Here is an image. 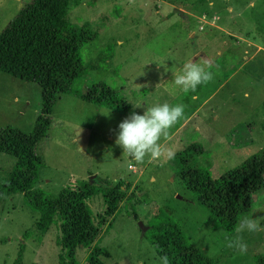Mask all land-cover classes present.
<instances>
[{"label":"rangeland","instance_id":"obj_1","mask_svg":"<svg viewBox=\"0 0 264 264\" xmlns=\"http://www.w3.org/2000/svg\"><path fill=\"white\" fill-rule=\"evenodd\" d=\"M30 1L0 0V33ZM66 12L74 27L92 37L80 52L87 71L78 90L103 83L132 103V111L125 114L59 94L47 133L36 146L42 166L35 189L56 196L89 179L98 185H130L127 194L136 199L118 207L95 242L110 255L105 264H161L142 232L158 209L178 224L187 243L218 264L264 259V220L260 231L237 232L243 216L264 217V190L233 233L212 230L206 212L171 168L177 153L199 145L204 152L200 167L219 179L264 150V0H66ZM190 61H206L216 73L196 93H184L173 82ZM165 102L183 104L185 116L161 140L164 155L137 164L116 144L119 124L133 112L142 115L148 106ZM41 107L37 84L0 73V128L30 134ZM14 164L13 157L0 153V182ZM87 204L94 217L104 213L100 195ZM37 219L20 194L1 200L0 264H58L56 230H34ZM237 236L247 244L244 254L227 246ZM86 258V251H77L78 264H87Z\"/></svg>","mask_w":264,"mask_h":264},{"label":"trees","instance_id":"obj_2","mask_svg":"<svg viewBox=\"0 0 264 264\" xmlns=\"http://www.w3.org/2000/svg\"><path fill=\"white\" fill-rule=\"evenodd\" d=\"M91 40L88 31L70 23L66 0L30 1L0 33V73L37 84L42 100L40 116L30 134L11 127L0 128V153L15 159L9 176L0 183V201L20 194L30 210L38 214L34 230H56L58 264H78V250L86 251L87 264H105L103 259L110 255L95 242L104 228L110 227L108 223L118 207L136 199L134 194L128 196L130 185L125 186L122 181H104L99 185L96 180L80 181L56 196L35 189L42 166L36 146L47 133L59 94L122 113L132 107V103L103 83L78 90L77 84L87 71L80 52ZM203 154L199 145L187 147L174 156L172 171L206 212L208 227L223 228L231 234L240 218L251 210L256 194L264 190V150L219 179H212L200 167L198 159ZM99 195L105 210L94 217L87 202ZM133 218L138 220L135 214ZM143 235L159 258L168 256L169 264H218L187 243L178 224L161 209L150 217ZM23 249L24 246L20 247L18 261ZM256 262L264 264V259L259 256Z\"/></svg>","mask_w":264,"mask_h":264},{"label":"clouds","instance_id":"obj_3","mask_svg":"<svg viewBox=\"0 0 264 264\" xmlns=\"http://www.w3.org/2000/svg\"><path fill=\"white\" fill-rule=\"evenodd\" d=\"M214 66L208 62H187L179 73L174 74L175 86L184 93H196L198 86L207 85L214 81L216 73L211 69ZM140 107L141 105H134ZM185 116L183 104L170 105L165 102L155 106H148L144 114L133 112L119 124V133L116 144L123 149L137 163H144L146 158L152 162L161 158L165 153L162 139H168L170 130ZM169 156L173 153L168 152ZM264 217L253 218L243 216L239 222L237 232L260 231ZM229 248L237 249L241 254L247 252V244L240 236L228 242ZM161 264H169L167 255L160 258Z\"/></svg>","mask_w":264,"mask_h":264},{"label":"crops","instance_id":"obj_4","mask_svg":"<svg viewBox=\"0 0 264 264\" xmlns=\"http://www.w3.org/2000/svg\"><path fill=\"white\" fill-rule=\"evenodd\" d=\"M191 36H194V35L192 34ZM200 53L202 54V50L200 51ZM193 98H195V95H193ZM131 109H132V107H131V108H130L125 114L129 113V111H132ZM187 113H188V112H187ZM187 113H186V114H187ZM187 118H188V117H186V119L184 120V123H183L179 128L183 127V126L185 125V123H187V122H186ZM137 164H138V163H137ZM130 167H131V170L134 169L133 166H130ZM133 171H134V170H133ZM9 174H10V173H9ZM8 176H9V175H8ZM0 183H1V182H0ZM0 202H1V201H0Z\"/></svg>","mask_w":264,"mask_h":264},{"label":"water","instance_id":"obj_5","mask_svg":"<svg viewBox=\"0 0 264 264\" xmlns=\"http://www.w3.org/2000/svg\"><path fill=\"white\" fill-rule=\"evenodd\" d=\"M191 39H192V41H193L194 36H191ZM138 226H139L140 228H142V224H141V222L138 223ZM142 232H143V234H144V230H142Z\"/></svg>","mask_w":264,"mask_h":264},{"label":"built area","instance_id":"obj_6","mask_svg":"<svg viewBox=\"0 0 264 264\" xmlns=\"http://www.w3.org/2000/svg\"><path fill=\"white\" fill-rule=\"evenodd\" d=\"M129 169H131V167L129 166Z\"/></svg>","mask_w":264,"mask_h":264}]
</instances>
